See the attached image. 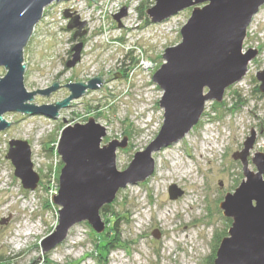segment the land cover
Masks as SVG:
<instances>
[{
  "label": "rangeland",
  "instance_id": "rangeland-1",
  "mask_svg": "<svg viewBox=\"0 0 264 264\" xmlns=\"http://www.w3.org/2000/svg\"><path fill=\"white\" fill-rule=\"evenodd\" d=\"M96 1L47 6L25 46L26 88L46 89L56 80L62 85L50 95L37 94L35 104L67 98L69 82L88 83L118 71L122 75L105 77L100 87L89 88L57 118L4 114L14 122L0 131V264H29L39 255L38 264H211L217 239L227 236L232 225L220 204L245 178L243 164L234 154L244 149L253 132L250 169L257 170L252 157L264 152V93L257 78L264 70V5L244 40V52L258 49L246 75L226 89L222 101H207L200 121L182 139L153 153L155 171L150 177L118 191L110 213L100 212L102 232L87 221L76 223L63 242L43 252L42 240L59 224L60 207L52 195L58 193L63 167L58 153L62 129L93 116L107 128L102 145L122 141L126 134L127 147L117 150V167L125 170L163 125L164 90L153 76L165 61V49L181 42V28L193 9L152 22L146 9L155 0ZM124 8L126 14L117 20ZM66 9L73 16L79 14V21L85 22L82 29L67 27L71 19L65 16ZM79 31L82 35L75 38ZM79 43H83L81 59L68 67ZM6 72L0 67V77ZM14 139L31 146L34 169L40 175L34 190L23 186L7 158ZM179 171L191 176L193 183L180 181ZM172 184L183 190L177 199L169 195ZM111 236L116 238L114 248L105 245Z\"/></svg>",
  "mask_w": 264,
  "mask_h": 264
},
{
  "label": "water",
  "instance_id": "water-1",
  "mask_svg": "<svg viewBox=\"0 0 264 264\" xmlns=\"http://www.w3.org/2000/svg\"><path fill=\"white\" fill-rule=\"evenodd\" d=\"M69 0H0V67L7 72L0 77V131L12 122L4 118L7 112L30 115L59 116L60 110L81 97L89 88L100 87L105 77H119L118 71L85 82L65 84L71 94L53 104H35L37 94L50 95L59 89V81L46 89L29 91L24 82L26 62L24 49L44 10L54 2ZM96 1V0H95ZM97 2V1H96ZM264 0H155L146 9L152 22L167 18L193 7L191 16L181 28L180 43L165 49V61L154 73L153 80L164 90L160 106L164 122L151 143L135 153L125 170L117 167V150L126 148L128 136L102 145L107 128L90 116L86 123L66 125L61 132L58 153L63 167L59 177L58 193L52 201L59 208V224L42 240L43 252L63 242L76 223L87 221L98 233L105 229L100 212L111 204L118 191L129 184L145 181L155 171L153 153L182 139L201 119L209 100L222 101L226 89L240 81L249 70V63L258 55V49L244 52V40L254 15ZM126 14L116 15L120 20ZM65 16L71 20L68 28L82 29L85 22L68 9ZM82 35L79 31L74 37ZM83 43L73 47L67 62L75 66L81 59ZM260 90L264 93V70L257 73ZM255 133L248 137L244 149L234 154L243 164L245 178L226 194L220 207L232 225L217 249L215 264H264V152H257L250 169V151ZM7 158L15 166V174L25 188L36 189L40 175L35 171L32 149L28 141H10ZM183 190L176 184L169 187V195L177 199ZM62 206V208H61ZM42 257L29 264H38Z\"/></svg>",
  "mask_w": 264,
  "mask_h": 264
},
{
  "label": "trees",
  "instance_id": "trees-1",
  "mask_svg": "<svg viewBox=\"0 0 264 264\" xmlns=\"http://www.w3.org/2000/svg\"><path fill=\"white\" fill-rule=\"evenodd\" d=\"M61 163V165H62V162H60ZM109 205L110 204H108V205H105L103 208H102V210L105 212V213H107V214H109L110 213V209L108 208L109 207ZM115 227V226H114ZM111 228H112V226H111ZM114 229V228H113ZM116 229V228H115ZM226 236V235H225ZM224 236V237H225ZM223 237V238H224ZM222 238V239H223ZM116 238H114V236L112 237L111 236V240H107L108 242H106V246H108L109 248H114L115 247V243H116V240H115ZM221 238H218L217 240H219V242H218V245H217V248H216V250H215V252H213V254H212V256H211V264H215L214 263V260H215V257H216V252H217V249H218V247H219V245H220V242H221V240H222ZM105 246V247H106ZM98 252H100V249H98L97 250ZM99 255H101V253L99 254Z\"/></svg>",
  "mask_w": 264,
  "mask_h": 264
},
{
  "label": "bare ground",
  "instance_id": "bare-ground-1",
  "mask_svg": "<svg viewBox=\"0 0 264 264\" xmlns=\"http://www.w3.org/2000/svg\"><path fill=\"white\" fill-rule=\"evenodd\" d=\"M177 169H179V167H177ZM179 178H180V181H182V182H184L185 184H187V183H193V179H191L192 177L191 176H189V175H185L183 172H180L179 171ZM178 205V204H177Z\"/></svg>",
  "mask_w": 264,
  "mask_h": 264
},
{
  "label": "flooded vegetation",
  "instance_id": "flooded-vegetation-1",
  "mask_svg": "<svg viewBox=\"0 0 264 264\" xmlns=\"http://www.w3.org/2000/svg\"><path fill=\"white\" fill-rule=\"evenodd\" d=\"M78 18L80 17L79 14H77Z\"/></svg>",
  "mask_w": 264,
  "mask_h": 264
}]
</instances>
